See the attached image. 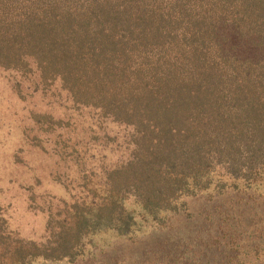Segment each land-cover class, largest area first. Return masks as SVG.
<instances>
[{
	"label": "trees",
	"instance_id": "obj_1",
	"mask_svg": "<svg viewBox=\"0 0 264 264\" xmlns=\"http://www.w3.org/2000/svg\"><path fill=\"white\" fill-rule=\"evenodd\" d=\"M0 71L57 85L128 151L96 161L32 114L70 197L39 241L0 216V264H264V0H0Z\"/></svg>",
	"mask_w": 264,
	"mask_h": 264
},
{
	"label": "rangeland",
	"instance_id": "obj_2",
	"mask_svg": "<svg viewBox=\"0 0 264 264\" xmlns=\"http://www.w3.org/2000/svg\"><path fill=\"white\" fill-rule=\"evenodd\" d=\"M37 84V76L22 77L0 71V216L7 220L13 232L35 241L44 235L46 216L42 209L45 203L50 198L67 199L70 194L56 180L57 177L66 180L63 172L66 164L56 156L61 153L59 149L63 143L57 145L54 136H45L41 137L48 141L45 148L35 147L31 133L32 114L63 119L68 125L62 132L63 138L73 143L77 139L82 146L88 145L96 161L108 156L116 163L128 153L122 139L127 135L123 127L97 122L88 111H80L78 115L57 85L43 90ZM89 127L95 128L98 138H104L106 132L118 137L116 142H110L111 152L102 148L104 140H90ZM188 202L195 207L200 201Z\"/></svg>",
	"mask_w": 264,
	"mask_h": 264
}]
</instances>
